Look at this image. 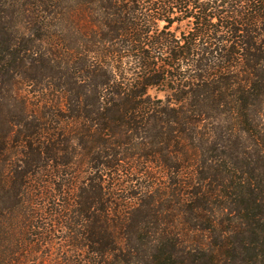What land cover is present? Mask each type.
Wrapping results in <instances>:
<instances>
[{
  "label": "trees",
  "instance_id": "trees-1",
  "mask_svg": "<svg viewBox=\"0 0 264 264\" xmlns=\"http://www.w3.org/2000/svg\"><path fill=\"white\" fill-rule=\"evenodd\" d=\"M0 264H264V0H0Z\"/></svg>",
  "mask_w": 264,
  "mask_h": 264
},
{
  "label": "rangeland",
  "instance_id": "rangeland-1",
  "mask_svg": "<svg viewBox=\"0 0 264 264\" xmlns=\"http://www.w3.org/2000/svg\"><path fill=\"white\" fill-rule=\"evenodd\" d=\"M161 25V24H160ZM153 94V92H151ZM42 202L40 208L41 212L43 213L44 218L46 220L44 221L47 223V215L46 211L48 210V207L51 205L48 200H40ZM53 232L50 235H47L45 239L47 242L50 243H40L39 248L36 251L35 256H31L28 259V262L37 263L40 259L47 262L49 259L52 261L55 260H61L65 257V259L70 257V246H67V242H64L65 233H68L65 229L58 228L57 224H54L52 226ZM44 232V231H43Z\"/></svg>",
  "mask_w": 264,
  "mask_h": 264
}]
</instances>
